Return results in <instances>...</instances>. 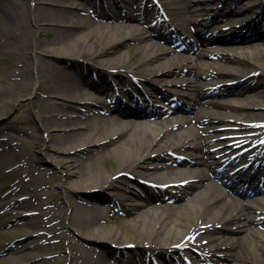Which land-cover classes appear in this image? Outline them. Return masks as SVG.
Listing matches in <instances>:
<instances>
[{
    "label": "bare ground",
    "instance_id": "1",
    "mask_svg": "<svg viewBox=\"0 0 264 264\" xmlns=\"http://www.w3.org/2000/svg\"><path fill=\"white\" fill-rule=\"evenodd\" d=\"M220 1L222 0H202L196 3L192 0H173L172 9L178 14L179 20L176 23L184 24L182 13L192 15L191 21L203 16L206 17L204 19H208L215 13L214 18L229 4V2L224 3L223 8L220 9L218 5L216 6ZM254 2L259 0L249 2L250 5L247 2L248 7L242 5L245 4L243 2L237 14L240 15L245 7H247L245 11L250 12L263 6L262 1L251 5ZM128 3L127 13L119 5L118 10L113 11V15L110 12L105 14L96 11L98 13L96 15L101 20H116V23H112L113 26L107 25L112 27L102 25L94 28L93 23L96 19L87 12L89 9L87 6L91 4L90 0H29V6L27 5L24 13L12 12L13 8H10L5 0H0V35L9 34L6 31L9 29L7 23H2L1 19L5 17L10 24L24 19L21 21L24 24H20L17 33L10 35L12 38L19 36L21 40L18 45H11L10 48L17 52L22 51L19 53L22 57L18 62L21 66L20 72L14 73L13 76L24 75L26 67H29L31 76L22 87L25 89L31 87L34 95L46 93L52 101L47 109L49 116L44 125L50 128L57 127L61 132L58 140L57 138L55 142L53 140L54 144L51 148L69 153L68 157L72 159L73 164H76L73 175L77 179L69 188L78 195H87L95 191L109 192L118 189L117 179L131 175L132 178L129 177L131 184L128 185L126 193L120 196V199L130 207L129 215L132 217L127 223L144 238L149 249L154 247L150 249L154 256H160L166 264H175L171 259L164 258L166 252L179 254L191 253V251L199 254L197 257L199 264H228L229 260L233 261L232 264H264V198L259 197L256 203L242 205L240 203L233 206L211 182V176H217L226 183L235 184L231 191L239 192L240 198L245 201L250 190L244 192L238 186L248 183L250 179V189H253L258 180L260 181L264 176V89L253 95L245 96L243 92H239L236 98L223 99L224 105L220 106L236 111L239 116L237 115L234 121L245 126L243 130L233 135V138L231 133L218 131L221 127L219 124L221 117L218 116L217 111L204 108L206 105L210 107L212 103L198 93L201 88L205 89L213 84L209 80L202 83L199 78H227L241 73L243 68L234 65L242 63L243 54L260 53L259 48L264 43L229 40L227 43L237 44L225 45L226 40L202 35L207 44L215 46L212 51L215 54L211 56L225 59L226 63L220 67L219 72L211 71L208 66L201 64L199 57L187 62L179 58H165L164 51H157L158 41L173 42L174 37L171 35H175L176 31L148 33L137 26L140 17L135 15L131 3ZM193 7L197 8L193 10ZM27 8L31 15L26 11ZM43 11L49 13L54 20L50 24L52 27L42 24ZM258 18V21L264 19V13L258 15ZM29 22H32L35 28H32ZM250 24L251 22L247 23L243 28L250 27ZM51 28L56 37L45 44L43 35ZM257 28L258 23L255 22L254 29ZM175 29L178 30V27L175 26ZM36 33L40 36L36 37ZM26 37L30 41H35L34 46L40 50L39 53L45 54L52 61L47 64L37 57L28 56L22 49L25 47ZM132 39L137 40L136 47L142 55V66L132 62L128 49L124 48L128 46L125 42ZM218 41L221 44L217 45ZM2 50L3 55L9 52L7 48ZM212 65L215 66V63ZM175 70L184 71L189 76L182 81L184 82L182 85L186 87L183 94L174 90L176 95L190 101L192 107L188 110L181 109L186 112V116H182L180 120L153 123L151 121L153 117L158 116L154 108L149 111L138 109L132 112L123 110V103L118 109L111 108V112H108L109 116L91 110L95 106L93 103L103 101L102 99L97 101L104 92L101 88L103 84H107L109 90L117 80L122 81L118 82L120 86L131 77L157 92V86L163 84V77ZM252 71L264 73V62L254 64ZM12 78L0 75V101L4 98L9 99V103L16 101L12 95L15 89L5 85ZM14 87L21 85L14 84ZM139 91L140 89L137 93L145 97V102H148L150 97H156L151 90ZM171 92L173 93V90ZM55 99L67 102L68 107L63 105L65 109H58ZM130 100L135 103L133 99ZM193 105L200 106L198 115L205 117L201 129L196 122L199 116L196 119L190 117V114L196 110ZM0 107L2 108L0 112L7 111L6 104ZM58 114L66 119H58ZM120 122L125 123V126ZM186 125L188 128L184 129ZM5 126H0V131ZM253 126L256 127L255 130L250 129ZM99 131L104 136L94 138L93 135ZM173 133H176V137ZM216 137H222L223 141H215ZM71 138L76 139L77 142L69 143ZM108 142L107 153L116 161V170L107 167L100 169L95 160L97 149ZM7 143V140L0 141V154L5 151ZM218 144L224 145V148L218 151L212 150ZM230 149H236L233 154H238L234 161L241 160L242 165L251 163L246 171L231 172L233 169H229L230 166L220 167L225 161L227 154L225 151ZM173 152H179L185 157L171 163L175 165L174 170L170 167L171 157L168 154ZM222 152L224 154H220ZM236 163L231 166L234 167ZM161 171L164 173H159ZM158 178L163 181L160 187L180 184L188 189L177 197V202H184L178 205L177 212L172 214L170 219H166L169 215L167 207L161 212L153 209V198L149 192L158 188L156 181ZM136 186L143 191H149L133 193ZM258 188L255 187L254 191ZM152 192L159 198L163 190ZM17 196H20L19 193ZM83 205L77 207L83 217L80 224L83 230L91 227L90 231L82 233L83 237L90 240L112 241L119 245L128 243L127 240L120 241L122 235L120 228L112 224L98 225L103 221L98 213V206L89 201ZM239 205L241 206L238 207ZM18 209L24 215L29 212H23L22 207ZM36 232V228H32L28 235L32 238ZM238 232H246L242 236L243 240L235 237L234 234ZM216 241H221L218 246L215 244ZM40 256L43 255L39 252H23L0 259V264L31 262ZM92 256L91 251L87 250V262L95 264L97 261H94ZM106 257L104 254L102 258L105 260ZM188 262L185 263L195 264L190 260Z\"/></svg>",
    "mask_w": 264,
    "mask_h": 264
},
{
    "label": "rangeland",
    "instance_id": "2",
    "mask_svg": "<svg viewBox=\"0 0 264 264\" xmlns=\"http://www.w3.org/2000/svg\"><path fill=\"white\" fill-rule=\"evenodd\" d=\"M5 1L9 4L10 8H13L12 12L14 13H24L27 5L29 6V0ZM192 1L198 3L202 0ZM244 1L251 3L253 0ZM92 2H94L93 7H97L95 9L100 12H104V8L108 9L109 7L116 9L115 0H92ZM143 2L146 3L148 10L142 15L145 19L141 23V26L144 27L147 32L151 33L155 26L157 27V29H155L157 31L172 28L170 23H165V21L161 20L162 18H165V16H162L161 14V9L156 6L151 7L150 5H153V2V4H149L146 0ZM226 2H229V4L225 10L223 9V15H219L216 19L212 20L211 23H209L210 19H208L205 22L206 24L209 23L207 27H204L201 23L204 22L203 20H200V23L191 24V16L182 13V18H185V25H177L179 28V36L184 35V37L192 39L195 37L196 33L205 31L206 34H215L218 38L225 37L228 33L224 28L227 27L234 32L239 26L252 19L254 20L262 10L261 8L250 12L245 11L242 15H238L235 11L239 10L241 3H237V1L234 0H227ZM158 3L161 4L165 10L169 20L171 17L176 21L177 15L174 14V10L172 9L174 8L172 4L173 0H158ZM223 4L224 1L217 3L219 7ZM254 4L256 3L254 2L251 5ZM91 5H89L88 8H90ZM244 5L248 7V4ZM193 8V10H195L197 7ZM26 11L29 13L28 8ZM29 14L31 15L32 13ZM41 14L44 19V23L42 24L50 26V24L54 22L49 13L46 14L43 11ZM21 21H24V19H21ZM21 21H18L17 23L13 21V23L10 24L5 17L1 19L2 23H7L9 29L6 31L9 34L6 36L0 35V75L8 78L13 77L12 80L7 81L5 85L15 89L12 95L16 98V101L9 103V99L7 98L0 101V105H7V111L0 112V126L7 124L5 129L0 132V141L4 138L9 141L5 146L6 151L0 154V189L1 187L4 188L1 192L2 195H5L10 190H13L15 193L19 190V194L21 197L24 196L25 199L19 203L21 205L15 204L14 206L12 205L13 202H10L8 203L9 206L5 207L6 205H3V203L0 204V211L4 212V214L0 215V256L9 257L10 255H15L17 253L30 251L32 253H42L43 256L36 258L35 261L33 260L34 262L32 261V263L29 264H93V262H87L86 258V252L87 250H90L91 256L93 255L92 257H94L93 260L97 261L95 264H122L126 262H131V264H147V260H160L158 256H154V253L150 251V249H154V247L149 249L146 246L147 243H145L144 238L138 235L136 230L127 223L132 217L130 215L128 216L129 207L124 206L121 200H116L115 198L126 193L128 185L131 184L129 176L117 179L116 181L119 184L118 189H112V191L109 192L95 191L93 193L90 192L87 195H78L73 193L69 188L71 183L77 179L73 175L76 164H73L72 159L68 157L70 156L69 153L51 148V145L54 144L56 138L58 140V136H60L59 134L61 132L57 130V127L50 128L44 125L47 116H49L47 109L52 101L49 100V95L46 93L34 95L31 87L27 89L22 87L29 81V76H31L29 67H26L24 75L13 76L14 73L20 72L21 66L18 62L22 57L19 53L22 51L17 52L10 48L11 45H18L21 41L19 36L12 38L10 35L17 33L20 24H24ZM29 25L32 28H35V25L32 24V22H29ZM100 25H105V23L100 24V22L97 21L95 22L94 27L96 28ZM50 27H52V25ZM259 27L264 31V20ZM35 35H37L36 37L40 36L37 33ZM55 37V32L51 28L48 30L47 34L43 35V41L47 44L55 39ZM125 43L128 44V46H124V48L128 49L129 58L132 59V62L137 66H142V55H140V52L137 51L136 47L137 40H127ZM24 45L25 47L22 49L25 50V53L27 52L28 56H31V58L37 57L38 60L45 61L47 64L52 61L45 54L39 53L40 50L34 46L35 41H30L26 37ZM159 47L160 48H157V51H168L170 49L162 43L159 44ZM2 48L9 49V52L4 53L5 55L1 54L3 51ZM259 52L260 53L257 52V54H243L242 63H240L242 67L238 64L234 65L240 69H244V71L242 69L241 73H237L236 75L227 78H199V81L202 83L207 80L213 82L212 85H208V88H201L198 93H200L199 96L204 95L203 97L212 103L210 107L206 105L204 108H211V110L213 109L217 111L218 116L221 117V119H219V124H222L221 126L223 127H229V129H222L220 133L224 132L229 134L231 132V136L233 137L236 132L239 133L245 126L234 121L235 117L238 115L236 111L216 106V103L223 104L222 98H236L239 92H243L245 96H248L256 94L264 89V73H255L252 71L254 64L264 62V45L259 48ZM188 56H193V58H195L196 54L185 53L182 56L183 59L185 58L183 60L184 62L188 61ZM165 58L178 59L168 52L165 54ZM182 58H179V60H182ZM216 60L217 61L214 60L215 68H211V70L215 72L219 71L220 67L224 66L226 63L222 58ZM167 74L168 75L163 77V84L157 86V90L161 89V92H157L156 94L160 101L158 102L156 99H153V102L149 103L150 106L155 107L160 113L168 115L160 117V123L168 121L169 118L173 116L171 111L168 110L174 109V106L171 105L173 100H176L178 103L180 102L181 105H184L187 101L183 108H192L191 104H189L190 101L183 99L182 96L174 93V90L180 94H183V92L186 91V87L182 85L184 83L182 81L185 77L189 76L186 75L184 71L178 70ZM118 82L119 81L117 80L116 84H118ZM14 84H19L21 87L16 88L14 87ZM137 85L138 83L135 82L133 78L129 77L124 82L123 88L125 91H127L128 88L131 89V91H136L135 88ZM101 88L105 90L107 84H103ZM172 90L173 93H170ZM168 92L169 95L167 96L166 93ZM213 92L220 95L217 96L211 94ZM98 98L105 101V104L99 105L101 106V110L105 107H111V100L101 96ZM139 98L143 99L140 96ZM54 102H57L56 106L58 109H65L63 105L68 107V103L62 100L59 101L58 99H55ZM59 102L61 105L58 104ZM159 105L163 106V108H160ZM144 107L147 108V104H144ZM194 107L196 110L194 112L192 111L193 113L190 114V117L196 119V117L199 116L196 122H198V127L201 129L205 117L198 115L200 106L196 105ZM0 109L2 108L0 107ZM184 115L183 112L176 113L173 118L178 119ZM57 116L58 119H66V117L64 118L60 114ZM249 121H251V119H249ZM187 128L188 125L184 127V129ZM254 129L255 127L251 128V130ZM217 133L219 132H216V134ZM100 135L104 136V134L99 131V133L94 134L93 137L95 138ZM173 136L176 137V133H173ZM76 142L77 140L72 138L69 141L71 144ZM108 144L109 142L104 143L103 146L97 149L95 160L100 169L107 167V169L116 170V161L114 158L108 156L107 153L109 150ZM180 154L181 153L177 152V155ZM170 167L173 170L175 168L173 165ZM163 171L159 173H164ZM156 181L160 185L163 182L160 178L156 179ZM217 185L219 186V189L222 188L219 183H217ZM186 190H188L186 187L166 188L163 190V193L159 198L150 192L149 194L153 198V209H158L160 210L159 212H161L167 207L166 209H168L169 215L166 219H170V217L173 216L172 214L177 212L178 205L184 202H174L173 199L177 200L176 197H180L186 192ZM140 191H143L142 188L136 186L133 193H138ZM225 192L227 193L226 189ZM112 195H115V197H112ZM229 198L232 199L229 195H226L225 200L227 199L228 201L230 200ZM88 201L99 207L98 213L103 221L98 223V225L105 226L111 223L120 228L122 230L120 241L127 240L128 243L125 245H119L112 241L90 240L83 237L82 233L90 231L91 227L89 226V228L82 229L83 226H81L80 222L83 217L77 207L84 206L83 204H85V202L88 203ZM7 202V199H5V203ZM16 206L27 208V210L31 211L30 213H32V215L27 217L21 216L20 212L13 209ZM32 228H36L38 232L37 234H39L38 236H35V239L30 238L28 235L29 230ZM244 234H246V232H238L234 235L243 240L242 236ZM217 244L219 245L220 242ZM104 254L107 256L105 260L102 258ZM165 255L164 258L179 260V262H181V255H177L175 252H166ZM232 263L233 261L231 260V264Z\"/></svg>",
    "mask_w": 264,
    "mask_h": 264
}]
</instances>
